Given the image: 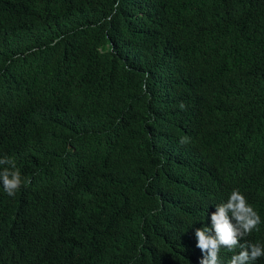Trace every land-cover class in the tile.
<instances>
[{
  "label": "trees",
  "instance_id": "16d2710c",
  "mask_svg": "<svg viewBox=\"0 0 264 264\" xmlns=\"http://www.w3.org/2000/svg\"><path fill=\"white\" fill-rule=\"evenodd\" d=\"M5 156L0 264H199L233 189L264 245V0H0Z\"/></svg>",
  "mask_w": 264,
  "mask_h": 264
},
{
  "label": "clouds",
  "instance_id": "9594fccd",
  "mask_svg": "<svg viewBox=\"0 0 264 264\" xmlns=\"http://www.w3.org/2000/svg\"><path fill=\"white\" fill-rule=\"evenodd\" d=\"M0 165H10L0 171V182L9 196H15L22 185L30 183L22 179L14 160L5 156L0 159ZM210 221L211 227L204 226L195 231L196 247L203 253L199 264H220L222 248L234 252L228 264H251L264 257V245L241 243L242 239L258 230L261 217L238 189L232 190L226 202L216 205ZM237 248L240 249L238 253L235 252Z\"/></svg>",
  "mask_w": 264,
  "mask_h": 264
}]
</instances>
